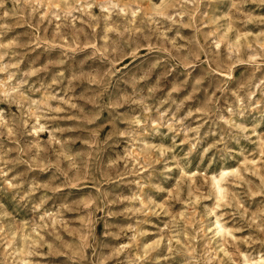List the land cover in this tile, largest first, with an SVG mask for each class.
I'll return each instance as SVG.
<instances>
[{
    "label": "rangeland",
    "instance_id": "374dc122",
    "mask_svg": "<svg viewBox=\"0 0 264 264\" xmlns=\"http://www.w3.org/2000/svg\"><path fill=\"white\" fill-rule=\"evenodd\" d=\"M0 264H264V0H0Z\"/></svg>",
    "mask_w": 264,
    "mask_h": 264
}]
</instances>
